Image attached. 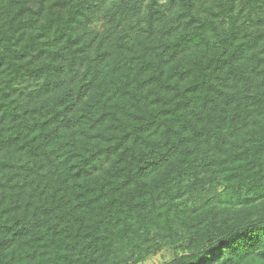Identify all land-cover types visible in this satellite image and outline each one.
Masks as SVG:
<instances>
[{
  "label": "trees",
  "instance_id": "16d2710c",
  "mask_svg": "<svg viewBox=\"0 0 264 264\" xmlns=\"http://www.w3.org/2000/svg\"><path fill=\"white\" fill-rule=\"evenodd\" d=\"M264 264V0H0V264Z\"/></svg>",
  "mask_w": 264,
  "mask_h": 264
},
{
  "label": "rangeland",
  "instance_id": "374dc122",
  "mask_svg": "<svg viewBox=\"0 0 264 264\" xmlns=\"http://www.w3.org/2000/svg\"><path fill=\"white\" fill-rule=\"evenodd\" d=\"M169 258V254L165 251L157 254L156 256L148 259L145 264H157L163 262L164 260Z\"/></svg>",
  "mask_w": 264,
  "mask_h": 264
}]
</instances>
